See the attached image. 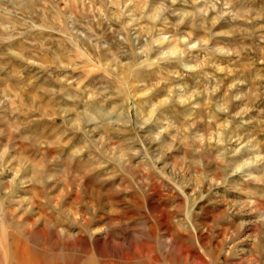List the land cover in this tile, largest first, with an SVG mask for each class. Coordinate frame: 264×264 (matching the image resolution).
Masks as SVG:
<instances>
[{
	"label": "rangeland",
	"instance_id": "rangeland-1",
	"mask_svg": "<svg viewBox=\"0 0 264 264\" xmlns=\"http://www.w3.org/2000/svg\"><path fill=\"white\" fill-rule=\"evenodd\" d=\"M0 264H264V0H0Z\"/></svg>",
	"mask_w": 264,
	"mask_h": 264
},
{
	"label": "bare ground",
	"instance_id": "bare-ground-1",
	"mask_svg": "<svg viewBox=\"0 0 264 264\" xmlns=\"http://www.w3.org/2000/svg\"><path fill=\"white\" fill-rule=\"evenodd\" d=\"M9 39V38H8ZM27 234H30V233H27ZM33 235H31L35 240L37 239V240H41V239H43L44 237H45V232L44 231H34L33 233H32ZM30 236V237H31ZM35 240H34V242H35ZM33 241V240H32ZM14 245V244H13ZM17 246V245H16ZM24 252V251H23ZM16 253H17V251H16ZM25 253V252H24ZM13 254H15V253H13ZM18 254H19V252H18ZM16 255V254H15ZM17 258V257H16ZM22 258V257H21ZM32 260V259H31Z\"/></svg>",
	"mask_w": 264,
	"mask_h": 264
}]
</instances>
